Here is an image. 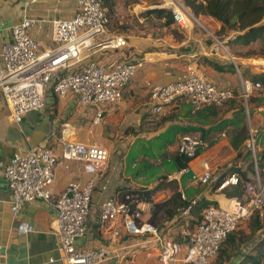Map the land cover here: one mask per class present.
I'll return each instance as SVG.
<instances>
[{"label": "built area", "instance_id": "built-area-1", "mask_svg": "<svg viewBox=\"0 0 264 264\" xmlns=\"http://www.w3.org/2000/svg\"><path fill=\"white\" fill-rule=\"evenodd\" d=\"M35 1L29 0L30 3ZM74 1L78 10L70 18L50 20L53 45L46 50L35 51V43L27 33L28 28L38 20L23 16L19 22L5 28L8 39L0 45V96L8 117L15 124H19L24 113L41 108L45 90L51 89L59 98L72 92L77 95L79 105L95 107L91 123L97 125L103 118V106L113 105L121 98L124 86L144 63L143 58L124 60L108 69L88 61L74 69L80 62L83 49L95 46L117 49L126 43L122 35L111 31L109 17L100 0ZM163 2V8L169 11L173 24L179 30L189 32L194 27L204 29L197 16L180 0ZM206 34L210 41V53L221 51L229 56L226 41L233 34L224 38L207 30ZM231 60L235 72L239 74L237 65ZM144 85L155 119L164 114L166 107L176 99H183L189 113L195 114L205 106L220 107L234 97L230 88L215 85L191 67L183 77L174 81L165 84L144 81ZM257 87V82L244 81L241 84L239 95L244 103L249 89ZM57 144L59 155L45 140L28 144L23 152L15 154L6 164L0 161V179L4 180L9 193L7 202L12 216L16 215L22 203L33 200L44 201L53 207L52 232L56 236L58 250V257L53 260L62 264H96L113 258L116 248L112 243L118 231L110 225L115 218L121 219L128 236L139 238L134 245H153L159 264L176 261L183 246V264H210L222 242L230 232L236 230L238 223L247 219L251 212L264 210V166L258 168L256 165L255 151L258 148L254 147L251 135L246 139V145L251 153L253 173L247 180H242L236 172L220 179L217 170L212 171L208 166L194 171L189 161L196 157L199 149L206 148L207 143L199 136L184 135L177 141L175 152L188 161L166 178L178 181L186 177L193 186L215 185L216 191L239 185L244 202L234 200L232 209L207 205L197 223L190 229L180 230V242L167 235L163 227L141 220L151 208L150 201L128 193H124L121 200L113 195L100 203L97 214L98 226L108 231L106 242L95 248H81L76 240L85 234L91 193L101 178L106 151L95 143L60 139ZM58 158L78 161L85 178L83 181H69L57 194H52L50 185ZM105 187V184L100 185V191ZM188 209L189 206L184 208L183 213ZM19 229L28 232L31 227L20 225Z\"/></svg>", "mask_w": 264, "mask_h": 264}, {"label": "crops", "instance_id": "crops-1", "mask_svg": "<svg viewBox=\"0 0 264 264\" xmlns=\"http://www.w3.org/2000/svg\"><path fill=\"white\" fill-rule=\"evenodd\" d=\"M77 10L74 0H36L32 3L29 0H0V45L8 39L5 28L19 22L23 16H27L38 20L27 30L35 43L34 50L37 52L46 50L53 45L50 20L70 18ZM200 16L205 22V24L202 23L204 29L211 33H218L220 26L218 21L209 16ZM175 29L181 34L178 37H173L170 33L163 36H151L122 32L119 35H122L126 41L123 47L108 49L95 46L83 49L80 62L73 67L74 69L88 61H94L109 69L124 60L144 59L142 67L124 86L121 98L113 105L103 106V118L97 125L91 123L96 108L90 105H79L77 95L72 92H67L64 97L59 98L51 89H46L44 105L36 111L24 113L19 124L10 120L0 96V161L2 163H8L15 154L23 152L28 144H37L45 140L57 155H59L57 141L60 139L83 144L95 143L105 149V166L101 178L97 180L91 193L86 231L76 240L78 247L95 248L106 242L108 231L102 230L97 224L99 205L103 200L117 195L126 186L150 188L142 187L143 185L138 184L128 175V171L131 172V166L134 165L131 163L133 157L128 156L129 143L131 145L134 138L146 134L151 138L155 136L160 139L166 130L172 137L174 135V138L179 140L190 132H185L182 128L193 125V121L206 122L209 118L205 114L198 113L204 107L192 115L188 112L187 103L183 99H176L166 107L167 111L164 114L155 119L151 114L152 103L144 81L165 84L183 77L188 67H191L215 85L230 88L235 99L239 96L241 84L244 81L253 83L247 75H256L263 69L261 66L264 65V59L258 57L263 62L255 63V55L247 53L249 45L229 46L230 58L221 51L210 53L208 47L210 41L203 28L194 27L189 32L181 31L177 27ZM111 31L116 33L115 30L111 29ZM229 34L227 31L225 37ZM237 47L245 51L239 53ZM231 59L237 65L239 74L235 72ZM228 111L232 112L233 109ZM191 132L206 143L210 141L204 132L203 134L200 131ZM224 138L225 134L219 132L212 138L215 144L210 149L220 150V152L223 149L235 151L239 149V145L233 148ZM207 147L199 149L196 157L189 161L194 171H200L203 166L212 168L214 155L212 151H207ZM171 148L173 146L169 147ZM222 153L225 155L224 152ZM231 153L233 157L234 151ZM84 178L78 161L58 158L53 168L50 190L52 194H57L67 182L83 181ZM183 179L186 181L184 182ZM175 181L181 198L191 203L198 199H205L213 202L214 205L232 209L234 200L244 202L243 194H238L235 186H227L221 191H216L210 185L193 186L186 177ZM102 184L106 187L100 191L99 187ZM164 191L160 190L152 194L150 203L167 196V191ZM8 197L5 183H0V264H62L53 260L58 257L57 239L52 232L55 215L53 207L44 201L33 200L22 203L16 215L12 216L7 202ZM183 212L184 209L172 218L159 220L160 224L164 225L165 233L180 242L182 241L180 230L190 229L196 223L190 220L192 215L189 210ZM258 215L261 217V212H258ZM248 218L241 220L236 228L245 235L239 246L230 252L227 258L222 256L218 260L215 256L210 264H236L245 254L252 253V245L261 238L264 226L253 234H248L249 230L246 226ZM20 225H27L31 227V230L22 232L19 229ZM110 226L118 231V236L112 243L114 249L116 248L114 251L116 255L96 264H159L153 245H134L139 238L125 233L120 218H115ZM183 248L184 246L177 260L171 264H183L181 261Z\"/></svg>", "mask_w": 264, "mask_h": 264}, {"label": "trees", "instance_id": "trees-1", "mask_svg": "<svg viewBox=\"0 0 264 264\" xmlns=\"http://www.w3.org/2000/svg\"><path fill=\"white\" fill-rule=\"evenodd\" d=\"M182 4L189 9L194 15H205L209 16L220 23L218 33L216 34L220 38H224L225 33L228 31L233 34V37L227 39L226 46L237 44L246 46L255 41H261L264 43V0H180ZM100 3L104 7L108 17L114 14L115 0H100ZM145 13L150 15H155L156 17L163 18V27L173 26V20L169 11L165 8H153L147 10ZM176 28V26H175ZM174 28L175 32L170 33L173 37H178L177 30ZM123 31L116 33H122ZM248 54L255 55L251 50L247 51ZM234 98V97H233ZM232 98V99H233ZM230 99L227 103H229ZM248 102L252 104L253 108L257 107L256 98L250 96ZM189 112V107H188ZM243 108L241 107V114ZM254 114V113H253ZM252 114V115H253ZM193 115V114H192ZM241 120V119H239ZM230 126L233 124L230 123ZM248 135L247 128L242 123L238 131L230 130V143L233 148L246 141ZM253 145L258 148L260 144L259 141L264 140V117L255 129V133L252 137ZM247 151L250 157L249 169H241L240 167H230L223 172L218 170L219 178L222 179L229 173L236 172L242 180H247L249 176L253 173V163L251 159V153L246 145ZM260 152L256 154V165L258 168L264 166V147L259 149ZM240 155L239 151L236 149V156ZM188 159L179 157L176 153L172 156L173 167L175 170L182 168ZM215 189V185L212 186ZM237 193L241 194V187L235 186ZM165 190L167 191V196L163 199L151 202L150 212L144 214L141 220L152 223L153 225L164 227L160 224L159 220L169 219L179 214L185 207L189 206V212L195 210H202L213 202L198 199L191 203V201L182 199L177 183L174 179H167L166 176H159L156 179L155 184L150 188L141 189L138 186H126L121 189V191L116 195L120 200L124 193H128L132 196H137L141 199L150 201L151 195L157 191ZM200 217L195 221L196 223L200 220ZM246 226L248 227V234H253L257 230L264 226V210L261 211V217L258 215V211H253L250 213ZM241 230L236 229L228 234L225 240L222 242L218 249L216 255L219 260L222 256L227 258L229 253L236 249L242 238ZM223 246V249H221ZM252 253H247L243 258L236 264H262L264 262V233L261 238L252 245ZM216 259V260H217Z\"/></svg>", "mask_w": 264, "mask_h": 264}, {"label": "rangeland", "instance_id": "rangeland-1", "mask_svg": "<svg viewBox=\"0 0 264 264\" xmlns=\"http://www.w3.org/2000/svg\"><path fill=\"white\" fill-rule=\"evenodd\" d=\"M163 4V0H115L114 14L109 17L110 27L115 31L134 32L139 35L163 36L169 32L174 33V24L173 26L163 27V18L145 13L147 10L153 8H163ZM197 17L201 24H205L200 15H197ZM215 34L217 33L215 32ZM237 50L239 53L245 51L240 47H237ZM247 50H251L255 53V63L263 62L259 58L264 59V43L259 40L252 42L249 44ZM227 51L231 54V50L228 49V47ZM261 67L263 69L256 75H247L251 82L259 83V87L253 88L252 90L249 89L245 103L239 95L229 103L220 107H204L198 113L205 114L209 117L206 122L193 121V125L182 128L185 132L190 131L188 135L192 133L191 131H200L202 134L204 132V135L210 140L207 142V151H212V155H214L212 159L213 166L212 168L210 167L212 171L220 170L223 172L230 167L249 169L250 157L245 146L246 141L239 144L238 151L240 155L238 157L234 149H223L222 152L225 153L224 155L220 150L216 151L210 148L215 144L212 138L219 132L225 134L224 139L226 143L230 145V130L233 129L234 131H238L242 123L247 128L248 135L246 138L248 139L250 135L253 137L255 129H257V126L264 117V65ZM240 76H242L241 71ZM250 96L256 98V102L258 103L256 108H253L252 104L248 102ZM241 107L243 108L242 114L240 113ZM229 109H233V111L230 112L228 111ZM230 123L233 125L230 126ZM249 129H251L250 132ZM165 132L166 133L161 136L160 139L155 136L151 138L145 134L144 136L134 138V142L131 145L129 143L130 151L128 156L133 157L131 163L134 165L131 166L132 171H128V175L138 184L143 185L142 187H152L159 176H166L171 174L174 170L171 160L178 139H175L174 135L172 137L169 131L165 130ZM263 143L264 141L258 142L260 145L258 146V151L255 149L256 154L260 152L259 149L264 147ZM170 146H173V148L169 149ZM231 151H234L233 157ZM183 181L185 182L186 180L183 179ZM200 213L201 210L193 211L190 220L195 222L200 217Z\"/></svg>", "mask_w": 264, "mask_h": 264}, {"label": "water", "instance_id": "water-1", "mask_svg": "<svg viewBox=\"0 0 264 264\" xmlns=\"http://www.w3.org/2000/svg\"><path fill=\"white\" fill-rule=\"evenodd\" d=\"M3 182H4V180L0 179V183H3Z\"/></svg>", "mask_w": 264, "mask_h": 264}]
</instances>
